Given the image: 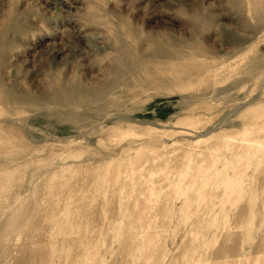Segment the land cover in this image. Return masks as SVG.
I'll return each mask as SVG.
<instances>
[{
	"label": "rangeland",
	"instance_id": "374dc122",
	"mask_svg": "<svg viewBox=\"0 0 264 264\" xmlns=\"http://www.w3.org/2000/svg\"><path fill=\"white\" fill-rule=\"evenodd\" d=\"M0 264H264V0H0Z\"/></svg>",
	"mask_w": 264,
	"mask_h": 264
},
{
	"label": "bare ground",
	"instance_id": "6f19581e",
	"mask_svg": "<svg viewBox=\"0 0 264 264\" xmlns=\"http://www.w3.org/2000/svg\"><path fill=\"white\" fill-rule=\"evenodd\" d=\"M74 88H75V90L72 89V91L69 90V89H64L61 92V94H64V95L68 96L66 99L68 100V102H71V103H77V102L87 103L88 100H87L86 96L89 93L92 94V93H96L97 91L103 92V91H106L107 89H109V88H106L105 90H102V89H99V90L91 89L90 91L87 90L86 92H80L78 89H76V87H74ZM80 93H81V95H79ZM59 99H61L60 95H59V97H58V95H56V100H59Z\"/></svg>",
	"mask_w": 264,
	"mask_h": 264
}]
</instances>
